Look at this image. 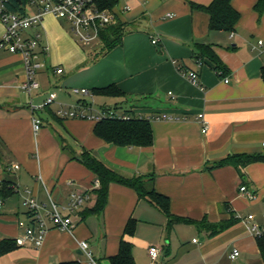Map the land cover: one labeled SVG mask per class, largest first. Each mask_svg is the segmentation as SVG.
<instances>
[{"label": "crops", "instance_id": "0c3cea01", "mask_svg": "<svg viewBox=\"0 0 264 264\" xmlns=\"http://www.w3.org/2000/svg\"><path fill=\"white\" fill-rule=\"evenodd\" d=\"M212 1L132 0L131 9L120 15L128 25L122 45L101 56L96 52L99 47L84 52L52 15L44 18L39 29L48 48L43 58L48 68L41 74L45 87L41 84L36 96L42 89L52 90V80L61 87L91 91L116 86L123 96L95 98L111 101L101 107L151 118L153 145L147 148L108 144L95 135L96 122L60 120L52 106L42 110L52 120L45 127L40 110H34L42 103L34 101L33 92L29 95L21 89L26 80L23 57L0 48V182H10L15 189L13 196L0 198V242H15L25 234L19 226L20 221L30 222L20 195L24 190H31L44 203L49 193L61 205L73 193L92 192L95 175L71 160L60 137L73 151L72 145L80 149L75 157L87 150L125 177L152 179L154 189L169 198L176 217L217 224L230 219L231 212L239 222L216 236L187 223L169 230L167 218L139 200L134 189L112 184L102 215L85 214L96 203L93 194L91 204L73 214V233L50 224L41 247L16 244L14 250L0 254V264H89L81 241L88 243L97 264H112L110 258L118 254L131 218L137 220V231L125 238L133 244L136 264H152L151 246L161 249L154 264H220L226 258L231 261L235 249L240 255L232 261L264 264L246 221L253 214L256 223H264V162L249 164L242 171L220 165L231 155H264V12L255 10L258 0H232L240 14L235 31H210L208 14L193 5L208 6ZM3 35L0 21V40ZM153 38L158 44L152 43ZM198 45L211 47L227 68L226 75L216 72L208 58L202 67L197 64ZM179 66L197 72L199 84L184 77ZM55 67L64 73L56 74ZM198 114H204L209 124L207 133ZM163 115L173 120L157 119ZM34 116L43 121L38 133L33 130ZM244 185L256 193L255 201L241 194ZM96 218L102 219L103 229L98 228L99 221L94 222ZM141 229L147 237L139 243ZM195 232L204 237L197 240Z\"/></svg>", "mask_w": 264, "mask_h": 264}, {"label": "built area", "instance_id": "2783aa9c", "mask_svg": "<svg viewBox=\"0 0 264 264\" xmlns=\"http://www.w3.org/2000/svg\"><path fill=\"white\" fill-rule=\"evenodd\" d=\"M114 0H26L20 3V9H11L12 0H0V21L4 26V35L0 40V48L7 49L13 54H19L23 57L26 80L21 84V89L28 93L39 90L41 83L37 77L41 72L47 70L46 63L43 58L48 53V48L42 44V35L39 29L43 27V20L47 15H52L55 18L66 21L74 36L75 41L80 47L92 48L91 50L101 47L100 33L101 31L120 20V15L128 12L131 8L129 3L132 0H117L113 7H109L106 3ZM170 18L174 15H169ZM158 39L153 38L152 43L158 44ZM263 44L262 41L259 42ZM197 64L202 67L203 62L198 61ZM181 74L190 82L198 85V73L190 71L182 67H178ZM54 72L58 75L64 73L63 68L55 67ZM221 74V73H220ZM228 83L229 79L226 78ZM72 94L80 97L75 105L60 104L59 109L54 113L56 117L62 120L77 119V120H92L100 122L106 119H119L129 121L133 115L126 113L116 107H101L93 106L95 96L89 89L74 88ZM57 95L51 93L50 96L34 110H46L55 103ZM89 99L88 103L86 100ZM93 100V102H92ZM138 118H144L141 115H135ZM151 120V118H145ZM157 119L173 120L172 117L163 115ZM197 119L203 124V133H207L209 124L205 119L204 114H198ZM43 126L41 118L33 117V130L38 133ZM19 169L18 165L14 166ZM2 183L0 182V188ZM100 187V182L95 181L92 192L73 193L70 195L66 205H61L49 195L47 203L41 202L38 197L29 189L20 193L23 205L29 214V221H20L19 226L25 230V234L18 237L15 242L18 246L33 244L36 247H41L47 237L50 229V224L65 232L73 233L76 224L73 221V214L80 209L91 204L94 196L93 192ZM241 194L245 195L248 200L255 201L257 195L254 191L249 190L247 186L240 188ZM3 207V201L0 200V208ZM264 218V212H263ZM256 217L253 214L248 215L246 221L249 224V232L258 240H264V223L258 224L255 222ZM197 242V240H194ZM79 246L89 260V264H97L89 245L85 241L79 242ZM161 255V249L157 246L149 248V257L154 264ZM238 250H233L230 258L235 260L239 257Z\"/></svg>", "mask_w": 264, "mask_h": 264}, {"label": "trees", "instance_id": "16d2710c", "mask_svg": "<svg viewBox=\"0 0 264 264\" xmlns=\"http://www.w3.org/2000/svg\"><path fill=\"white\" fill-rule=\"evenodd\" d=\"M26 0H12L11 9H20V3ZM117 0L106 3L109 7H113ZM209 16V30L210 31H225L232 33L240 19V14L232 6V0H213L208 6L193 5ZM255 10L261 14L264 12V0H258L255 5ZM127 24L122 23L121 20L116 24L104 28L100 33L101 47L104 55L112 49L121 46L123 38L127 32ZM100 47V48H101ZM199 54H197V62L208 58L214 63V70L221 73V76L226 75L227 68L222 64L217 55L213 52L210 46L198 45ZM97 55V56H101ZM94 96H112L121 97L124 94L116 87L109 86L103 89H95L91 91ZM117 108V107H116ZM48 109V108H46ZM50 111V110H48ZM126 113L133 115L129 121L119 119H106L97 122L94 127L95 135L104 140L108 144L119 147H151L153 145V132L150 121L145 118L136 117L132 110ZM56 117V115L54 114ZM58 118V117H56ZM60 119V118H58ZM62 120V119H60ZM60 139L62 149L68 153L69 148L65 146L63 140ZM71 160L77 161L85 168L95 175V181L100 182L99 189L93 193L96 196V203L88 209L87 215H102L108 204L109 189L112 184H120L134 189L139 197V200H145L154 207H156L168 220V229L171 230L175 224L187 223L193 224L197 228L204 229L213 236H216L225 230L231 228L239 222L231 212V218L221 221L217 224L209 223L206 219L203 221L189 220L186 218L176 217L171 214L170 200L167 196L158 193L153 187V180L150 179L147 184L146 176H136L133 178L125 177L116 170L107 166L103 161L97 158L92 152L83 150L80 156L75 157L71 155ZM264 162V155H231L221 161V166H233L238 170H243L247 165ZM10 182L3 181L0 188V198L6 199L15 194V189L10 185ZM150 184V186H149ZM148 185V187H147ZM137 231V220L129 219L123 238L121 239L118 254L110 258L112 264H136L133 254L132 242L126 240V236L133 237ZM260 254L264 263V240H258ZM16 248V243L11 240H4L0 242V254L4 255ZM62 264H82L80 261L65 262Z\"/></svg>", "mask_w": 264, "mask_h": 264}, {"label": "rangeland", "instance_id": "374dc122", "mask_svg": "<svg viewBox=\"0 0 264 264\" xmlns=\"http://www.w3.org/2000/svg\"><path fill=\"white\" fill-rule=\"evenodd\" d=\"M60 22V24H61V27L65 30L66 29V31L67 32H69V34H70V36L72 37V39H74V36L72 35V33H71V28L69 27V24L66 22V21H64V20H61V19H58ZM59 26V25H58ZM75 40V39H74ZM76 42V41H75ZM76 44H77V42H76ZM72 45L73 46H75V44L74 43H72ZM78 45V44H77ZM79 46V45H78ZM75 48H77L78 49V47H76L75 46ZM82 48V47H81ZM92 48H88V47H86V48H82V50L84 51V52H86V53H91L93 50H91ZM78 50H80V49H78ZM103 51H104V48H100L99 47V50L98 51H96V52H98L97 54L98 55H101L102 53H103ZM51 55H53V52L51 53ZM54 56H55V53H54ZM58 58H59V56H58ZM58 58L57 57H55L54 59H56V61L58 60ZM43 72H41L40 74H39V76H38V80L41 82V84H43V89H44V87H45V80H44V78L43 77H41V74H42ZM52 82V90H48V92H44V90L42 89L41 90V92H40V95L39 96H36L39 92H37V91H34L33 92V97L35 96V99H34V101L35 102H40V103H43V99L44 98H48V96H50V94L51 93H56V95H57V98H58V100H57V102H55V104L54 105H51L52 106V110L53 111H57L58 109H59V107H60V103H64V104H66V105H75L76 103H77V101L80 99V97H78V96H76V95H74V94H72V91H71V89H74V88H70V87H61V86H58V85H56L55 84V81L54 80H52L51 81ZM56 85V86H55ZM105 100H107V99H101V98H95L94 99V102H93V100H92V102H93V106L95 107V108H101V106H103V105H106L105 103H111V101H105ZM88 103L90 102L88 99L86 100ZM38 115H41V117H43L44 118V124H45V127H47V128H49L48 126H50V124H47V121H49L48 119H47V113L46 112H44V111H42V110H40L39 112H38ZM46 119V120H45ZM68 120H70V119H68ZM76 120V119H75ZM50 123H52V120H51V118H50V121H49ZM66 139H67V137H65ZM73 147H74V151H73V148L71 149V147L70 146H68V148H69V151H68V154L69 155H73V156H77V154H76V152H80V149L79 148H77V147H75L74 145H72ZM76 151V152H75ZM34 155H36V153L34 154ZM148 181L149 180H146V181H144V183L145 184H147L148 183ZM149 186H150V184H149ZM147 187H148V185H147ZM261 218H262V215H261ZM97 221H99V225H98V228H101V229H103L102 227H103V221H102V219H101V221L100 220H98L97 218L95 219V221L94 222H97ZM147 237V233H145V232H143V230L141 229L140 230V232H139V234H138V239H139V243H141V240H144L145 238ZM193 237L194 238H196L197 240H201V238L202 237H204V236H202L201 234H198V233H194V235H193ZM190 241H192V238L190 239ZM202 242V241H201ZM85 260H86V257H85ZM232 261V260H231ZM230 261V259L228 260L227 258L226 259H224L223 260V262L222 263H220V264H239V263H236L235 261H232L231 262Z\"/></svg>", "mask_w": 264, "mask_h": 264}, {"label": "water", "instance_id": "95a60500", "mask_svg": "<svg viewBox=\"0 0 264 264\" xmlns=\"http://www.w3.org/2000/svg\"><path fill=\"white\" fill-rule=\"evenodd\" d=\"M79 254H80V255H82V254H83V252H82V251H80V252H79Z\"/></svg>", "mask_w": 264, "mask_h": 264}]
</instances>
